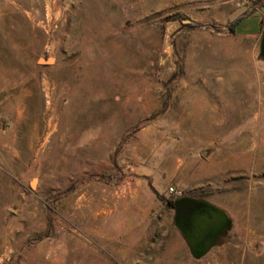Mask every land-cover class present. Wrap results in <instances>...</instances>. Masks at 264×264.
Listing matches in <instances>:
<instances>
[{
  "label": "rangeland",
  "instance_id": "1",
  "mask_svg": "<svg viewBox=\"0 0 264 264\" xmlns=\"http://www.w3.org/2000/svg\"><path fill=\"white\" fill-rule=\"evenodd\" d=\"M262 7L0 0V264H264ZM182 199L233 224L201 259Z\"/></svg>",
  "mask_w": 264,
  "mask_h": 264
},
{
  "label": "water",
  "instance_id": "2",
  "mask_svg": "<svg viewBox=\"0 0 264 264\" xmlns=\"http://www.w3.org/2000/svg\"><path fill=\"white\" fill-rule=\"evenodd\" d=\"M259 59L264 62V34ZM174 208L176 225L195 259L206 256L216 238L227 237L232 230V221L229 216L223 210L212 207L205 201L182 199ZM206 240L209 241L205 242Z\"/></svg>",
  "mask_w": 264,
  "mask_h": 264
},
{
  "label": "crops",
  "instance_id": "3",
  "mask_svg": "<svg viewBox=\"0 0 264 264\" xmlns=\"http://www.w3.org/2000/svg\"><path fill=\"white\" fill-rule=\"evenodd\" d=\"M263 10H264V7H262V8L260 9V12H262ZM263 20H264V17H263V19H262V22H263ZM262 22H261V23H262ZM205 202H207V203H209V204H211V205H213V206H215V207H217V208L223 210V211L227 214V212H226L224 209L218 207V205H216V204H214V203H212V202H209V201H205ZM227 215H228V214H227ZM228 216H229V215H228ZM229 218H230V217H229ZM232 225H233V224H232ZM230 232H231V231H230ZM258 233H259V234H264V233L261 232V231H258ZM229 234H230V233H229ZM227 237H228V236H227ZM227 237H224V236H220V237H218V239H217V241H218V245H214V246H212V248H211L209 251H207V254H209L213 249L219 247L220 244L224 243V241L226 240ZM207 254H206V255H207Z\"/></svg>",
  "mask_w": 264,
  "mask_h": 264
},
{
  "label": "built area",
  "instance_id": "4",
  "mask_svg": "<svg viewBox=\"0 0 264 264\" xmlns=\"http://www.w3.org/2000/svg\"><path fill=\"white\" fill-rule=\"evenodd\" d=\"M170 192L173 193L174 195L178 196V197L182 196V193L177 191V190H175L174 188H171Z\"/></svg>",
  "mask_w": 264,
  "mask_h": 264
},
{
  "label": "trees",
  "instance_id": "5",
  "mask_svg": "<svg viewBox=\"0 0 264 264\" xmlns=\"http://www.w3.org/2000/svg\"><path fill=\"white\" fill-rule=\"evenodd\" d=\"M241 20V18L237 19V21L233 24V27H232V31L235 32V26L237 25V23ZM212 207H215L213 205H211ZM217 208V207H216ZM178 227V225H177ZM179 229V228H178ZM180 231V230H179ZM181 233V232H180Z\"/></svg>",
  "mask_w": 264,
  "mask_h": 264
},
{
  "label": "flooded vegetation",
  "instance_id": "6",
  "mask_svg": "<svg viewBox=\"0 0 264 264\" xmlns=\"http://www.w3.org/2000/svg\"><path fill=\"white\" fill-rule=\"evenodd\" d=\"M194 200H197V201H203V200H199V199H194ZM206 211H208V210H206ZM175 222H176V217H175ZM217 239H218V237L216 238V241H214V243H213V246L214 245H218V241H217ZM209 240H206L205 242H208ZM198 252V251H197Z\"/></svg>",
  "mask_w": 264,
  "mask_h": 264
},
{
  "label": "bare ground",
  "instance_id": "7",
  "mask_svg": "<svg viewBox=\"0 0 264 264\" xmlns=\"http://www.w3.org/2000/svg\"><path fill=\"white\" fill-rule=\"evenodd\" d=\"M42 63H43V61H42ZM50 63L53 64V61L51 60ZM32 186H33V188L36 187V181L33 182Z\"/></svg>",
  "mask_w": 264,
  "mask_h": 264
}]
</instances>
